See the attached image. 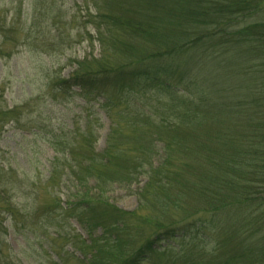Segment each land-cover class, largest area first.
I'll list each match as a JSON object with an SVG mask.
<instances>
[{
    "label": "trees",
    "instance_id": "trees-1",
    "mask_svg": "<svg viewBox=\"0 0 264 264\" xmlns=\"http://www.w3.org/2000/svg\"><path fill=\"white\" fill-rule=\"evenodd\" d=\"M85 1L101 55L77 61L67 78L50 77L49 90L64 99L79 89L104 106L130 95L131 133L113 130L101 153L88 129L86 148L70 139L56 151L75 181L66 188L71 200L62 207L54 192L55 158L50 201L39 206L34 189L26 215L56 229L70 218L90 233L100 228L78 247L88 255L81 264H143L147 254L170 251L185 264H264V0ZM136 95H148L153 108H137ZM156 144L163 153L154 166ZM6 174L0 169V230L5 215L16 222L21 210L10 203ZM141 174L139 212L150 202L157 216L104 198L107 187L130 186ZM149 225L153 235L135 230Z\"/></svg>",
    "mask_w": 264,
    "mask_h": 264
},
{
    "label": "rangeland",
    "instance_id": "rangeland-1",
    "mask_svg": "<svg viewBox=\"0 0 264 264\" xmlns=\"http://www.w3.org/2000/svg\"><path fill=\"white\" fill-rule=\"evenodd\" d=\"M92 11L85 0H0V169L12 181V185H7L10 203L21 209L16 222L5 215L0 230L2 264L6 260H11L10 264H81L88 255L78 247L101 234L100 228L88 232L74 218L63 221L56 229L34 212L26 215V208L33 204L34 189L39 192V206L50 201L46 179L55 158L60 167L54 181L59 186L54 192L62 207L71 200L66 188H71L75 181L66 180L65 155L56 151L65 149L70 139L78 147L86 148L83 139L88 129L95 153H101L113 130L131 133V117L126 114L130 95L104 106L106 99L100 96L88 102L78 94L79 89H73L74 93H68L64 99L54 98L49 90L50 77L67 78L76 69L77 61L100 57L101 47L91 23ZM111 61L116 62L117 57ZM113 92L111 89L109 94ZM134 102L137 108L148 111L155 103L148 95H136ZM155 152L154 166L161 161L160 144H156ZM66 159L69 162L71 157L67 155ZM146 180V175L141 174L130 186L114 183L106 188L104 198L138 217L148 212L157 216L150 202L144 212H139V192ZM1 190L4 188L0 187ZM152 227L135 226V230L140 229L143 237L154 234ZM155 244L157 249L160 242ZM180 258L171 251L164 256L150 253L143 258V264H185Z\"/></svg>",
    "mask_w": 264,
    "mask_h": 264
}]
</instances>
